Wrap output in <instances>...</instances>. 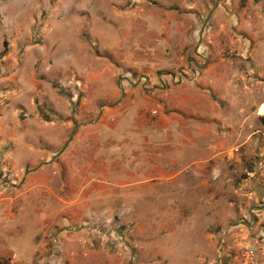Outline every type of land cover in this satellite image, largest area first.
Here are the masks:
<instances>
[{
  "label": "rangeland",
  "instance_id": "rangeland-1",
  "mask_svg": "<svg viewBox=\"0 0 264 264\" xmlns=\"http://www.w3.org/2000/svg\"><path fill=\"white\" fill-rule=\"evenodd\" d=\"M216 9L217 20L230 19L234 44L220 53L230 56V68L238 73L230 84H241L242 96L251 99L244 109L245 132L230 134V159L224 156L214 169L198 174L193 157L171 155L176 178L156 189L153 203L139 189L133 204H102L97 186H70L73 176L61 157L42 155L29 166H2L0 264L9 257L17 264L12 246L19 250L34 234L40 237L44 226L38 217L57 215L58 204L70 200L76 204L74 218L53 225L38 264L64 259L53 241L59 230L84 241L90 253L77 256L72 242L68 253L74 264H264V179L252 168L264 135V113L254 112L264 103V0H0V85L20 83L22 114L49 125L74 118L66 149L87 126L99 128V110L114 103L110 98L125 72L123 59H151L161 65L156 72L166 70L170 54L184 56L192 49L193 25L184 28L185 21L197 18L203 22L199 33L207 34ZM222 30L209 37L228 38ZM181 41L187 43L179 50ZM198 55L191 56L193 68ZM10 74L18 81H10ZM90 111L96 116L85 118ZM50 136L44 133L42 142ZM163 193L172 201L163 202Z\"/></svg>",
  "mask_w": 264,
  "mask_h": 264
},
{
  "label": "crops",
  "instance_id": "crops-1",
  "mask_svg": "<svg viewBox=\"0 0 264 264\" xmlns=\"http://www.w3.org/2000/svg\"><path fill=\"white\" fill-rule=\"evenodd\" d=\"M219 15L218 9L211 15L207 34L203 30L199 33L198 28L203 22L197 18L189 23L185 21L184 28L193 25L189 42L193 43L195 53L200 54L196 56L198 68L190 65V61L194 60L192 49L187 50L184 56L170 54L164 65L167 69L158 72L155 70L161 65L152 63L151 59L122 58L125 72L110 98L114 103L99 110V128L96 129V124L94 130L87 126V132L66 149L63 146L74 129V118L61 122L52 120L49 125L38 117L22 114L19 109L24 95H20V83L0 85V171L2 166L34 164L37 156L46 155L50 160L57 156L64 162L66 173L73 176L70 186H97L102 204L138 203L139 189H145V194L152 198L148 203H153L156 189L168 187L167 183L177 176L176 171L170 170L171 155L193 157L190 163L198 174L214 169V163L224 156L230 159V134L237 136L245 132L244 109L251 99L246 100L242 96L241 84H230V76L238 73L230 68V56L222 58L220 53L234 43H230V19L219 21ZM220 30L226 32L228 38L209 37ZM186 43L181 41L178 49ZM60 62L63 66L66 64L62 60ZM176 66L187 71V75L178 82L171 77ZM128 68L134 71L130 72ZM139 76L147 82L145 87L136 81ZM15 79L18 81L15 74H10V81ZM233 107L232 115L230 109ZM262 107L264 103L259 102L254 111L257 116L264 113ZM84 115L89 119L96 113L90 111ZM44 133L52 136L42 142ZM89 143L93 146L85 147ZM185 149L186 152H182ZM24 155L31 157L21 158ZM257 166L258 159L252 168L256 170ZM95 173L98 177L94 175L90 178V174ZM161 196L163 202L172 201L171 196L165 193ZM108 197V201L103 200ZM101 199L98 198L99 201ZM75 205L74 201H65L58 204L57 215L38 217V222L44 226L38 233L41 236L34 234L30 244L23 248L20 246L19 250L12 246L17 253V264H38L42 261L49 248L45 236L51 233L54 224L59 221L69 223L74 218ZM53 241L57 251H62L64 259L61 255L60 260L51 259L47 264H74V255L68 253L72 242L77 248V256L86 258L90 254L84 241H78L66 231L55 232Z\"/></svg>",
  "mask_w": 264,
  "mask_h": 264
},
{
  "label": "built area",
  "instance_id": "built-area-1",
  "mask_svg": "<svg viewBox=\"0 0 264 264\" xmlns=\"http://www.w3.org/2000/svg\"><path fill=\"white\" fill-rule=\"evenodd\" d=\"M186 75L187 71L184 72V70H178L172 72L171 77L173 81L178 82L183 79ZM136 81H138L143 87L147 85V82L140 76L136 78ZM256 155L258 159L257 174L260 178L264 179V135H262L261 137V142L259 144ZM215 176L216 175H214V177ZM4 264H15L14 257H9L8 259H6L4 261Z\"/></svg>",
  "mask_w": 264,
  "mask_h": 264
},
{
  "label": "water",
  "instance_id": "water-1",
  "mask_svg": "<svg viewBox=\"0 0 264 264\" xmlns=\"http://www.w3.org/2000/svg\"><path fill=\"white\" fill-rule=\"evenodd\" d=\"M120 229H123V226H120ZM116 232H117L119 235L122 234L121 231H120L119 229H116ZM130 251H131V253H132V249H131V248H130Z\"/></svg>",
  "mask_w": 264,
  "mask_h": 264
},
{
  "label": "bare ground",
  "instance_id": "bare-ground-1",
  "mask_svg": "<svg viewBox=\"0 0 264 264\" xmlns=\"http://www.w3.org/2000/svg\"><path fill=\"white\" fill-rule=\"evenodd\" d=\"M263 108V107H262ZM264 110V108L261 110V111H263Z\"/></svg>",
  "mask_w": 264,
  "mask_h": 264
}]
</instances>
